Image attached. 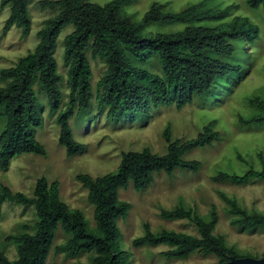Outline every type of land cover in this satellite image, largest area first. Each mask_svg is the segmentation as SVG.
Wrapping results in <instances>:
<instances>
[{
    "label": "trees",
    "instance_id": "16d2710c",
    "mask_svg": "<svg viewBox=\"0 0 264 264\" xmlns=\"http://www.w3.org/2000/svg\"><path fill=\"white\" fill-rule=\"evenodd\" d=\"M29 1L3 0L2 5L9 4L11 9L4 31L17 25L23 28L24 36L30 32ZM130 2L111 0L102 5L91 0L40 1L42 7L58 12L44 21L34 51L20 57L13 66L0 69L1 80L7 81L6 85H0V118L5 120L0 134L3 170L9 168L14 157L24 153L46 154L45 146L34 131V127L42 123L35 84L48 95L51 112L59 113V142L67 154L72 156L85 151L86 144L74 138L70 120L77 111H88L92 104L93 72L89 51L94 59L106 65L98 82L99 104L108 107L111 117L122 114L134 117L139 112L149 115L151 107L171 103L182 108L192 103L194 97L208 94L218 79L229 78L241 70L239 65L227 60L236 53L235 42H254L259 37V27L247 16L233 15L228 19L235 5L218 8L203 0L179 12H166L163 4L154 2L142 21L137 22L122 12L123 6ZM248 3L264 10V0H248ZM152 23H184L186 27L171 33L145 35L144 28ZM68 25L74 28L63 41L70 93L65 108L59 112L64 95L55 49L61 30ZM153 56L160 59L163 75L144 66ZM250 103L259 109V114L250 120L264 121V99L255 96L250 98ZM214 127V122L209 123L191 139H173L168 127L164 132L166 153L153 152L149 147L124 152L116 172L97 177L79 174L77 179L88 190V199L95 206L94 229L89 228L81 210L61 200L58 180L39 178L33 196L13 191L0 182V213L3 205L11 202L35 206L38 216L33 233L27 230L29 225H24L25 231L6 237L17 245L18 257L11 260L0 250V264H46L59 226L69 237L55 246L56 253L68 258L90 253L91 264H128L131 253L120 245L122 231L118 221L128 215L131 203L119 198V189L132 183L137 191H143L153 183L158 171L198 170L201 162L187 160L185 155L218 140L220 132ZM213 179L246 185L264 180V167L261 170L250 168L243 175L220 173ZM222 196L230 205L232 225L250 229L264 227V213L249 212L236 199ZM160 215L165 219L188 218L196 226L198 235L167 229L153 232L146 223L144 235L133 240L134 246L167 244L171 249L164 254L169 258H185L194 252L215 255L217 260L208 264H231V256H242L227 244L225 236L214 233L218 223L215 209L209 221L193 208L182 205L163 208Z\"/></svg>",
    "mask_w": 264,
    "mask_h": 264
},
{
    "label": "rangeland",
    "instance_id": "374dc122",
    "mask_svg": "<svg viewBox=\"0 0 264 264\" xmlns=\"http://www.w3.org/2000/svg\"><path fill=\"white\" fill-rule=\"evenodd\" d=\"M41 0L28 3L31 18L30 32L24 36L23 28L17 25L4 31L10 16V5H2L0 0V69L13 66L20 57L34 51L39 38L38 31L44 21L56 14V9L44 8ZM105 4L111 0H91ZM203 0H131L122 8L124 15L141 22L154 2L164 5L166 12H179ZM210 6L224 8L235 5L232 15L247 16L259 27V37L254 42L238 40L236 53L229 62L241 67L229 78H220L214 89L204 96H196L192 103L177 108L174 103L151 107L149 115L137 113L134 117L122 114L119 117L108 115V107L101 106L98 99V82L106 65L94 59L91 52L88 58L92 67L93 99L88 111L80 112L71 118L70 124L74 138L86 144L83 153L69 156L60 144V125L58 114L52 113L46 92L35 84L38 107L42 113V123L34 127L36 138L45 146L46 154L24 153L12 159L7 170L0 166V182L13 191L34 195L36 182L41 177L49 181L58 180L61 200L71 208L83 212L90 229L96 227L95 206L88 199V190L77 179L79 174L93 177L116 172L122 161V154L141 151L149 147L153 152L164 154L168 146L164 132L169 127L172 138H195L204 127L214 122L220 138L211 144L196 147L185 155L187 160H198V170L177 168L172 173L158 171L153 183L143 191H137L133 184L119 189V198L131 203L125 218L118 221L122 231L120 245L131 253L128 264H208L217 260L213 254L194 252L185 258H169L164 251L171 249L167 244L136 247L133 240L145 233L149 223L153 232L163 229L198 235L194 223L188 218L165 219L160 215L163 208L173 209L182 205L193 208L206 221L211 220L215 209L218 223L214 233L223 235L229 246L235 247L242 256H264V227L254 229L232 225L230 205L222 194L236 199L249 212L264 213V180H254L246 185H238L230 180L215 181L220 173L243 175L250 168L261 170L264 167V121L250 120L259 114V109L250 103V98L260 96L264 99V10L251 7L248 0H205ZM213 25L215 22H208ZM186 27L184 23H152L143 30L145 35L171 33ZM65 26L57 39L55 57L58 73L61 76L60 88L64 95L61 112L70 93L68 66L64 62V38L73 30ZM137 64H140L137 62ZM144 66L153 73L163 75L158 56H153ZM7 81L1 80L0 85ZM149 116V117H148ZM5 120L0 118V134ZM38 220L35 206L6 202L0 213V250L11 260L18 257L17 245L6 237L27 229L34 232ZM69 235L59 226L52 250L46 264H91L92 254L82 253L68 258L56 253L55 246L64 243Z\"/></svg>",
    "mask_w": 264,
    "mask_h": 264
},
{
    "label": "water",
    "instance_id": "95a60500",
    "mask_svg": "<svg viewBox=\"0 0 264 264\" xmlns=\"http://www.w3.org/2000/svg\"><path fill=\"white\" fill-rule=\"evenodd\" d=\"M231 264H264V256L254 257V256H231Z\"/></svg>",
    "mask_w": 264,
    "mask_h": 264
}]
</instances>
